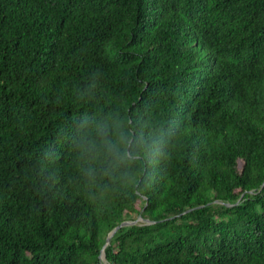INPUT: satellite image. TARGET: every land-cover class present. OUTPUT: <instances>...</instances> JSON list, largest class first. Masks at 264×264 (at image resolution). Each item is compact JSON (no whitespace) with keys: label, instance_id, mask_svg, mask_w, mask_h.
Here are the masks:
<instances>
[{"label":"trees","instance_id":"16d2710c","mask_svg":"<svg viewBox=\"0 0 264 264\" xmlns=\"http://www.w3.org/2000/svg\"><path fill=\"white\" fill-rule=\"evenodd\" d=\"M114 111L175 130L144 195L81 179ZM137 216L108 264H264V0H0V264H100Z\"/></svg>","mask_w":264,"mask_h":264},{"label":"clouds","instance_id":"9594fccd","mask_svg":"<svg viewBox=\"0 0 264 264\" xmlns=\"http://www.w3.org/2000/svg\"><path fill=\"white\" fill-rule=\"evenodd\" d=\"M73 123L71 148L84 184L105 191L131 188L141 195L176 134L170 125L153 127L150 119L118 111L85 113Z\"/></svg>","mask_w":264,"mask_h":264},{"label":"water","instance_id":"95a60500","mask_svg":"<svg viewBox=\"0 0 264 264\" xmlns=\"http://www.w3.org/2000/svg\"><path fill=\"white\" fill-rule=\"evenodd\" d=\"M142 223H149V220L145 219V218H142L140 216H137L134 220H123L121 222H119L117 225H115L109 232H107L106 236H105V239H104V243L102 244L101 248H100V251H99V254H98V260L100 262V264H108L106 262V259H105V255H104V248L106 245H108L109 241H110V238L111 236L113 235V233L120 227L122 226H128V225H132V224H138L139 222Z\"/></svg>","mask_w":264,"mask_h":264},{"label":"rangeland","instance_id":"374dc122","mask_svg":"<svg viewBox=\"0 0 264 264\" xmlns=\"http://www.w3.org/2000/svg\"><path fill=\"white\" fill-rule=\"evenodd\" d=\"M142 222V221H141ZM141 222H139V223H141Z\"/></svg>","mask_w":264,"mask_h":264}]
</instances>
